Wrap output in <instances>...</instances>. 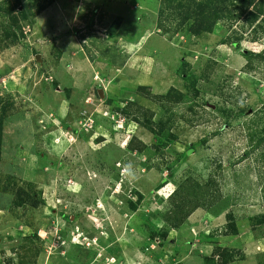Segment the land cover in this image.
Returning a JSON list of instances; mask_svg holds the SVG:
<instances>
[{"label": "rangeland", "instance_id": "obj_1", "mask_svg": "<svg viewBox=\"0 0 264 264\" xmlns=\"http://www.w3.org/2000/svg\"><path fill=\"white\" fill-rule=\"evenodd\" d=\"M242 1L0 0V264H264Z\"/></svg>", "mask_w": 264, "mask_h": 264}, {"label": "crops", "instance_id": "obj_2", "mask_svg": "<svg viewBox=\"0 0 264 264\" xmlns=\"http://www.w3.org/2000/svg\"><path fill=\"white\" fill-rule=\"evenodd\" d=\"M73 59H74V58H73ZM80 59H81V58H79V59L76 58V59H75V63H77V64H82V63H84V62H83L82 60H80ZM68 64H69V67H70V66H71V63L68 62ZM71 81H72V80H71ZM243 243H245V240H243ZM245 244H246V243H245ZM246 245H247V244H246ZM257 245H258L257 242H256V243L253 242V243H251V246H248V245H247V246H248L250 249H253V247H254V246H257Z\"/></svg>", "mask_w": 264, "mask_h": 264}, {"label": "trees", "instance_id": "obj_3", "mask_svg": "<svg viewBox=\"0 0 264 264\" xmlns=\"http://www.w3.org/2000/svg\"><path fill=\"white\" fill-rule=\"evenodd\" d=\"M245 1H246V0H243V1H242V2H243V4H245ZM247 5H248V4H247ZM254 10H255V9H254Z\"/></svg>", "mask_w": 264, "mask_h": 264}, {"label": "clouds", "instance_id": "obj_4", "mask_svg": "<svg viewBox=\"0 0 264 264\" xmlns=\"http://www.w3.org/2000/svg\"><path fill=\"white\" fill-rule=\"evenodd\" d=\"M125 171L127 172V171H128V169H125Z\"/></svg>", "mask_w": 264, "mask_h": 264}, {"label": "water", "instance_id": "obj_5", "mask_svg": "<svg viewBox=\"0 0 264 264\" xmlns=\"http://www.w3.org/2000/svg\"><path fill=\"white\" fill-rule=\"evenodd\" d=\"M38 57V56H37Z\"/></svg>", "mask_w": 264, "mask_h": 264}]
</instances>
